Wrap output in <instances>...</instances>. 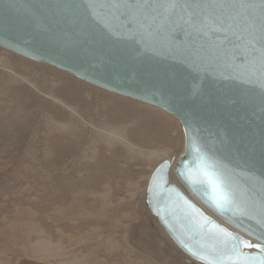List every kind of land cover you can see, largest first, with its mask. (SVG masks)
Returning a JSON list of instances; mask_svg holds the SVG:
<instances>
[{
  "label": "water",
  "instance_id": "95a60500",
  "mask_svg": "<svg viewBox=\"0 0 264 264\" xmlns=\"http://www.w3.org/2000/svg\"><path fill=\"white\" fill-rule=\"evenodd\" d=\"M150 2L165 7L128 31L97 0H0V47L176 118L183 151L153 171L146 203L191 259L238 264L223 258L227 234L256 243L250 233L259 217L241 209L264 198V72L259 61L229 62L219 51L225 34L241 49L260 47L261 0H244L255 9L232 10L227 33L217 30L212 9L190 7L211 0H175L183 6L175 8L170 0ZM196 15L202 28L190 19ZM171 169L192 198L170 182Z\"/></svg>",
  "mask_w": 264,
  "mask_h": 264
},
{
  "label": "rangeland",
  "instance_id": "374dc122",
  "mask_svg": "<svg viewBox=\"0 0 264 264\" xmlns=\"http://www.w3.org/2000/svg\"><path fill=\"white\" fill-rule=\"evenodd\" d=\"M183 148L173 116L0 47V264H203L146 203Z\"/></svg>",
  "mask_w": 264,
  "mask_h": 264
},
{
  "label": "snow or ice",
  "instance_id": "6c2138e0",
  "mask_svg": "<svg viewBox=\"0 0 264 264\" xmlns=\"http://www.w3.org/2000/svg\"><path fill=\"white\" fill-rule=\"evenodd\" d=\"M97 2L105 5L110 9L109 15L120 29L131 31L134 27L144 28L149 20L154 21L159 15V9L165 7L164 4L152 3L150 0H97ZM91 6V5H90ZM169 7H183L170 0ZM190 7L208 8L212 9V15L215 16L216 21L219 24L218 31L227 33V28L224 27L226 19H235L231 15L232 10L243 9H255L257 4L246 3L244 0H211L210 3L191 5ZM260 16L259 22L261 24V37L258 41L259 48L253 47L251 50L248 48L241 49L231 41L227 34L223 38V46L219 51V55L225 60L232 62L237 57L242 56L243 62L249 64L259 61L260 67L258 71L264 72V0L260 2ZM115 9V11H111ZM123 9V11H120ZM216 10H219L218 12ZM194 25L203 27L200 23L198 15L190 17ZM207 19V17H205ZM187 23V21H186ZM158 34V33H157ZM253 52L257 53V56H253ZM214 193L216 192L215 186L213 187ZM226 201L229 197L225 195L223 197ZM241 214L248 216L250 219H256L258 230H254L250 235H254L256 243L251 240L244 239L239 234L229 233L228 240L225 242L226 255L223 257L229 261L235 259L238 264H252V262H258V264H264V198L259 203L251 201V203L245 208L241 209ZM246 249H258L261 252L260 257H249Z\"/></svg>",
  "mask_w": 264,
  "mask_h": 264
},
{
  "label": "bare ground",
  "instance_id": "6f19581e",
  "mask_svg": "<svg viewBox=\"0 0 264 264\" xmlns=\"http://www.w3.org/2000/svg\"><path fill=\"white\" fill-rule=\"evenodd\" d=\"M126 142H128V141H126ZM129 146V145H128ZM43 245V244H42ZM41 248V247H40ZM49 248H51V247H49ZM31 256V255H30Z\"/></svg>",
  "mask_w": 264,
  "mask_h": 264
}]
</instances>
